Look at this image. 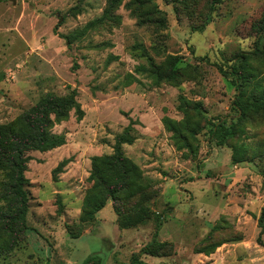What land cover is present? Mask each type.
I'll list each match as a JSON object with an SVG mask.
<instances>
[{
	"label": "rangeland",
	"instance_id": "obj_1",
	"mask_svg": "<svg viewBox=\"0 0 264 264\" xmlns=\"http://www.w3.org/2000/svg\"><path fill=\"white\" fill-rule=\"evenodd\" d=\"M214 1L0 0V125L48 94L83 112L55 124L63 152L28 154L33 231L5 229L0 174V264H130L159 220L147 264H264V109L241 117L222 74L263 98L264 0ZM119 138L138 175L113 201L91 161Z\"/></svg>",
	"mask_w": 264,
	"mask_h": 264
},
{
	"label": "trees",
	"instance_id": "obj_2",
	"mask_svg": "<svg viewBox=\"0 0 264 264\" xmlns=\"http://www.w3.org/2000/svg\"><path fill=\"white\" fill-rule=\"evenodd\" d=\"M224 1L215 0L214 6L221 5ZM222 74L235 84L238 93L233 107L241 117L251 109H264V96L255 103L244 100L241 83L243 77L236 66H232L229 72L222 71ZM74 110L80 116L83 115L76 91H72L65 97L48 94L12 123L0 125V174L5 177L1 186L12 208V213L4 217L5 229L8 231H13L16 228L28 232L33 231L27 226V216L32 201L29 192L30 183L25 176L30 162L28 154L32 152L48 153L65 146L66 138L54 134L53 129L56 123L68 120ZM225 134L224 128L220 126L211 134V138L218 142V146H222L225 142ZM124 143L119 138L114 155L93 157L91 161V177L104 188L108 199L113 201H116V196L120 191L128 187L129 180L138 175L137 167L123 157L121 145ZM65 163L67 161L62 165ZM103 168L112 174L106 176ZM108 199L94 204L86 215L95 218L106 208ZM161 224V220H159L152 242L139 254L134 255L130 264H147L142 261V257L145 255L159 257V250L163 248V244L157 240ZM259 226L264 231V215L261 217ZM91 261L90 257L83 264H90Z\"/></svg>",
	"mask_w": 264,
	"mask_h": 264
},
{
	"label": "crops",
	"instance_id": "obj_3",
	"mask_svg": "<svg viewBox=\"0 0 264 264\" xmlns=\"http://www.w3.org/2000/svg\"><path fill=\"white\" fill-rule=\"evenodd\" d=\"M66 146L67 145H65V146H63V147H61V148H58V149H56V150H54V151H51V152H48V153H52V152H63L62 150H64V148H66ZM93 158V157H92ZM90 163V162H89ZM102 212V211H101ZM101 214V213H100ZM212 264H214V263H212Z\"/></svg>",
	"mask_w": 264,
	"mask_h": 264
}]
</instances>
